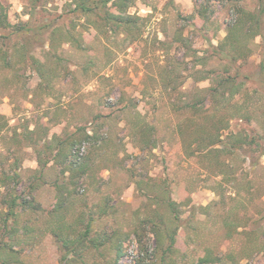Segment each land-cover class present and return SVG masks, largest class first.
I'll list each match as a JSON object with an SVG mask.
<instances>
[{
	"label": "rangeland",
	"instance_id": "374dc122",
	"mask_svg": "<svg viewBox=\"0 0 264 264\" xmlns=\"http://www.w3.org/2000/svg\"><path fill=\"white\" fill-rule=\"evenodd\" d=\"M0 5L15 26L30 12L31 25L43 26L0 40V213L13 195L21 197L7 229H0L1 242L11 245L0 249V264H58L59 224L79 231L89 218L91 235L105 232L112 239L99 249H82L85 262L113 264L119 238L124 255L117 264H135L140 248L156 247L152 234L144 235V218L152 212L156 221L178 224L172 254L178 264L207 250L219 264H264V138H258L264 136L258 73L264 37L240 36L247 57L232 64L212 48L238 9L254 10L256 0H136L128 12L142 20L139 32L129 34L110 32L98 16L73 11L71 0H42L33 8L30 0ZM24 47L45 66L44 79L28 56L21 57ZM5 50L9 66L1 61ZM225 71L238 73L240 94L210 103L206 88ZM198 98L209 110L217 105V117L231 116L237 106L250 109V123L231 119L221 137L243 128L259 147H246V156H219L227 165L220 167L223 174L209 155L191 153L195 144H188L195 126L210 120L192 112ZM144 125L153 126L150 138H144ZM83 130L92 137L75 148L90 169L58 189L64 176L52 161L41 166L47 156L42 144L69 133L79 140ZM63 197L65 204L55 210Z\"/></svg>",
	"mask_w": 264,
	"mask_h": 264
},
{
	"label": "trees",
	"instance_id": "16d2710c",
	"mask_svg": "<svg viewBox=\"0 0 264 264\" xmlns=\"http://www.w3.org/2000/svg\"><path fill=\"white\" fill-rule=\"evenodd\" d=\"M41 1L42 0H30V6L33 8ZM71 1L73 11L78 12L82 16H98L101 24L110 32H124L125 34H129L134 31L139 32V21L142 20V18L128 12V9L135 3L136 0ZM226 1L229 3H236L240 0ZM0 9H2L1 5ZM198 13L199 15L203 16V12L198 11ZM32 15L33 14L30 12L28 20H26L22 24L15 26L14 24H11L9 22L5 10L0 13V40L3 41L5 39H9L13 35H23L24 33L27 34L31 31L40 30L43 26L31 25L33 18ZM235 15L226 24V34L223 40L220 41L218 45L212 46L213 53L217 54L220 59L226 58L229 64L235 62V59L237 60L239 58L243 59L247 57L246 51L244 52L246 45L240 44V36L244 39L259 34L264 37L263 32H261L262 25H264V0H256V7L251 11L239 8ZM53 32V30L50 31V34L53 35ZM7 53L8 51L5 50L1 57L3 66H9L11 64L10 57H8ZM27 56L31 59L29 64L31 68L35 69L44 79L46 75L45 66L32 55H28L26 47H24V51H22L21 57L24 61H26ZM225 72V75L218 74L213 77L211 84L206 88L207 97L209 98L210 103L219 102L218 99L226 103L230 101V99L233 100L234 97H237L238 94H240L242 82L237 81L238 73H228L227 71ZM258 73L260 82L264 87V51L262 52L258 63ZM204 103V98H198V100H195L190 105L194 114H206L204 117H206V120L207 118H209L210 120H208V122H205L204 124L195 126L194 131L191 132V135L193 134L192 139L188 144H190L189 146H191L193 143L195 144L194 148H191L193 150V152L191 153L203 156L209 155L212 163L214 161L215 166L220 169V174H223V172L226 170H224L223 168L221 169L220 167L225 166L226 164L220 160L221 158L219 156H231L239 152L243 153V151H247L246 147H251V145L258 146L260 142L259 140L254 139L253 135L249 136L248 140V133H246L245 129L243 128L228 130V132L224 134V137H221L223 135L222 132L225 129H228L229 121L231 119L245 120L247 121L246 123H250V121H252L249 108L243 105L241 107L237 106L235 107V111L231 114V116L220 115L217 117L215 114H213L215 109H217V105H212L209 110L208 107H204ZM200 104L201 106H199ZM237 104L238 103L235 102L234 105ZM152 129L153 126L144 127V138L151 137L150 134L152 133ZM178 130L181 135L185 134V125L183 130L181 128ZM81 134L83 138L79 140L73 139L71 133L66 134L65 138L53 135L42 144V147L47 150V156L44 160H41V166L44 167L49 161H52L54 162V164L56 163L59 166L60 174L64 176V182L62 181V183L60 184H55L58 189H65L67 186L66 182L75 184V180L79 179L83 175H87L90 169L88 160L80 161L75 146L76 143L80 144L81 141L89 140L92 136L90 134H87L85 130H83ZM186 138L187 137H185V139ZM258 138L262 140L264 136L260 135L258 136ZM251 151L255 150L252 149ZM259 151L260 155H264V150L260 149ZM246 155L247 153L245 154V156ZM225 167H227V165ZM16 176L17 175L13 173V175L10 177L14 180V183H17ZM20 198V195L16 194L5 202L7 210L3 214L0 213V229H2L1 233H3L5 229H7V221L14 215V208L19 206ZM65 202L66 198L63 197V199L56 203L55 210L59 207H62ZM23 203L28 204L26 200H23ZM165 205L169 209V211H174V208L172 207L170 202H166ZM101 211L104 212L103 209ZM152 214V216H147L144 218V227H148L147 230L144 231V235L147 233H151L156 241V247H154L152 250H149V248L146 246H144V248H140V253H142L143 256L136 260L135 264H152L153 256L156 260H158L157 264H178L172 259L175 234L178 229V224L175 223V225H172V223L173 220L177 218V216L174 214L173 220H171L172 222H170L172 226H170L161 221L162 219L156 221L155 217L158 216L156 212H152ZM78 221L82 222L80 218L78 219ZM92 221L93 219L89 218L86 224L83 225V229L79 231L72 230L73 225L64 227L61 223L59 224V228L61 229L60 232H54L55 237L58 238V241L60 242V247L62 250V254L60 256L58 264H88L82 258L83 254L81 250L84 248L99 249L107 242L111 241L112 236L105 232L99 233L94 236L91 235ZM65 229L73 232L67 233ZM2 235L3 234H1V236ZM0 245H2L0 246V249H4L5 247H7V249H11V245L1 242V238ZM113 250L115 252L113 264H117L120 258L124 255L121 239H115V241L113 242ZM219 261L220 258L218 256L212 254L211 251L207 250L195 261L187 264H219Z\"/></svg>",
	"mask_w": 264,
	"mask_h": 264
}]
</instances>
